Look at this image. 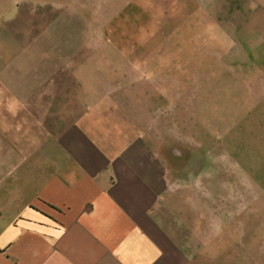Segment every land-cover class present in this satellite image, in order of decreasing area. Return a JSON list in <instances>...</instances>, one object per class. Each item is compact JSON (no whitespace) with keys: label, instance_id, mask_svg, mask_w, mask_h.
Returning <instances> with one entry per match:
<instances>
[{"label":"rangeland","instance_id":"374dc122","mask_svg":"<svg viewBox=\"0 0 264 264\" xmlns=\"http://www.w3.org/2000/svg\"><path fill=\"white\" fill-rule=\"evenodd\" d=\"M16 2L19 62L49 64L54 82L36 88L32 110L94 106L165 156L189 150L170 173L191 199L177 201L183 221L207 236L203 264H264V10L242 0Z\"/></svg>","mask_w":264,"mask_h":264},{"label":"crops","instance_id":"0c3cea01","mask_svg":"<svg viewBox=\"0 0 264 264\" xmlns=\"http://www.w3.org/2000/svg\"><path fill=\"white\" fill-rule=\"evenodd\" d=\"M16 1L0 0V264H203L207 236L176 206L191 199L139 128H115L122 115L94 106L32 110L36 88L54 82L49 64L19 62ZM242 1L264 10V0Z\"/></svg>","mask_w":264,"mask_h":264},{"label":"flooded vegetation","instance_id":"af4514ba","mask_svg":"<svg viewBox=\"0 0 264 264\" xmlns=\"http://www.w3.org/2000/svg\"><path fill=\"white\" fill-rule=\"evenodd\" d=\"M170 147V146H169ZM167 148V153L168 155H166L168 161L170 162V164L174 161V159L176 158H186V157H189L190 155V151L189 150H185V149H182V151H180V153H178L177 151L173 150L172 148ZM175 164L172 163L171 165Z\"/></svg>","mask_w":264,"mask_h":264}]
</instances>
